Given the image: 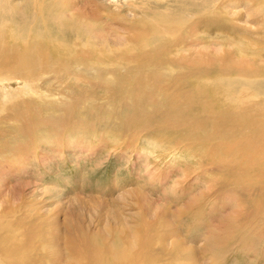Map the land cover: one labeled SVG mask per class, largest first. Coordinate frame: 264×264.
<instances>
[{
  "label": "bare ground",
  "instance_id": "bare-ground-1",
  "mask_svg": "<svg viewBox=\"0 0 264 264\" xmlns=\"http://www.w3.org/2000/svg\"><path fill=\"white\" fill-rule=\"evenodd\" d=\"M155 1L137 13L132 1H118L116 10L128 11L123 33L99 45L92 28L111 2L95 0L90 10L79 0L46 8L28 0L20 10L0 0V264H222L237 249L264 255V42L246 27L264 24V0ZM142 131L153 148L163 138L208 141L220 185L199 177L193 203L230 207L224 237L180 242L172 213L143 204L135 220L138 204L125 212L119 201L112 222L114 208L102 202L93 219L87 205L47 218L24 198L7 200L15 192L4 173L32 169L44 140L114 133L132 144Z\"/></svg>",
  "mask_w": 264,
  "mask_h": 264
},
{
  "label": "rangeland",
  "instance_id": "rangeland-1",
  "mask_svg": "<svg viewBox=\"0 0 264 264\" xmlns=\"http://www.w3.org/2000/svg\"><path fill=\"white\" fill-rule=\"evenodd\" d=\"M12 1L23 10L28 0ZM39 1L46 8L56 0H32V3ZM93 1L95 2L79 0L80 3L87 2L90 10L94 8ZM106 1L111 3L108 8L105 6L106 11L100 13L97 26L92 28L93 34L95 33L93 37L99 45H104L102 41H111L123 33L121 16L128 11L123 10L121 13L116 10L118 1H132L135 12L142 7H146L144 10L147 11V8L157 3L155 0ZM246 27L252 29V33L264 42L263 23L256 27L249 23ZM233 42L232 40L224 44V51L228 49L229 53L231 45L235 50ZM213 49L221 51L219 45H214ZM259 55L258 64L263 67L264 51ZM45 85L55 88V82L52 80H46ZM143 135L144 131L134 136L136 139L132 136V144L127 143L129 137L119 138L114 133L80 137L82 141H68L71 136L64 141L44 140L39 144L35 161L29 165L32 169H22L13 174L14 176L4 173L1 180L9 179V194L11 191L15 192V198H6L11 201L12 206H17L24 198L39 207L47 218L56 211L61 215L67 209L74 212L87 205L84 212L86 214L88 211L89 215L86 218L91 216L94 219V213L97 211L94 202H102L114 208L110 212L112 222L115 221L119 201L124 202L125 212L134 203L138 204L130 209V215L135 220L140 216L136 217L135 213L141 211L143 204L153 211L160 208L159 210L166 209L172 213L168 219L174 224L171 223L172 228L177 232L175 239L180 242L200 246L205 245V241L209 239L224 237L225 233L220 229L224 217L227 214L233 215L230 207H226L220 199L208 201L202 209L193 203V198L203 190V187L198 188L195 183L199 177L212 178L209 180L210 184L220 185V177L214 170L210 171L207 165L211 158L207 148L208 141H173L163 138L162 146L153 148L148 145L147 138ZM175 142L177 144L170 147ZM192 142L193 145H188ZM16 158L21 160L22 156ZM155 159L160 160H157L159 162L156 166L153 163ZM184 174L187 177L182 181ZM14 185L16 188H13ZM88 203L94 204L90 211ZM1 208L0 204V210ZM195 208L201 213L192 215L197 210ZM255 255L256 252L251 250L237 249L232 254H227L222 264H264V255L260 254L254 259ZM206 257L210 259V254L207 253Z\"/></svg>",
  "mask_w": 264,
  "mask_h": 264
}]
</instances>
